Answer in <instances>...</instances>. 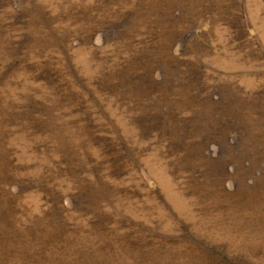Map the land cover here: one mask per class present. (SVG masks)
I'll use <instances>...</instances> for the list:
<instances>
[{
  "label": "rangeland",
  "instance_id": "rangeland-1",
  "mask_svg": "<svg viewBox=\"0 0 264 264\" xmlns=\"http://www.w3.org/2000/svg\"><path fill=\"white\" fill-rule=\"evenodd\" d=\"M257 156L264 0H0V264H264Z\"/></svg>",
  "mask_w": 264,
  "mask_h": 264
},
{
  "label": "trees",
  "instance_id": "trees-1",
  "mask_svg": "<svg viewBox=\"0 0 264 264\" xmlns=\"http://www.w3.org/2000/svg\"><path fill=\"white\" fill-rule=\"evenodd\" d=\"M238 143V142H237ZM238 147H240L239 145H238ZM240 159H242L240 156H239V160ZM252 161H253V163L255 164V166L257 167V168H259V167H262V165H263V163H264V157H259V156H257V157H255L254 159H251ZM251 165V164H250ZM240 166H242L243 167V164L242 165H240ZM258 171H260V172H262L261 171V169H258ZM256 172V171H255ZM256 174H257V172H256ZM258 175V174H257ZM261 176H264V173L262 172L261 173ZM252 181H253V185L252 186H256V185H258L260 182H258V183H254V180L252 179Z\"/></svg>",
  "mask_w": 264,
  "mask_h": 264
}]
</instances>
